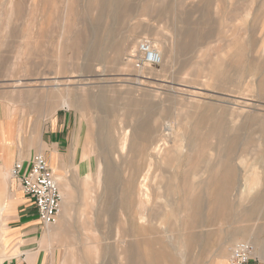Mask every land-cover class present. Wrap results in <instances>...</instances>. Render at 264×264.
<instances>
[{"label": "rangeland", "instance_id": "374dc122", "mask_svg": "<svg viewBox=\"0 0 264 264\" xmlns=\"http://www.w3.org/2000/svg\"><path fill=\"white\" fill-rule=\"evenodd\" d=\"M164 1L174 9L125 19L115 12L98 21L92 0H0V184L10 196L0 222V264H125L126 251L149 253L154 264H229L233 248L244 242L254 248L251 264H264V0H128L153 8ZM181 32L195 42L179 56L182 66L171 60ZM145 39L160 55L157 65L136 51ZM92 52L96 58L87 60ZM91 92L118 97L111 103L116 126L132 118L122 115L125 100L149 99L168 109L177 133L191 125L184 113L193 111L217 116L219 131L202 124L204 139L192 142L191 158L162 163L165 176L150 166L147 197L134 189L131 205L97 216L111 196L97 183L96 143L86 140L98 115L87 104ZM49 134L54 145L47 147L42 137ZM234 135L229 152L227 138ZM84 148L88 160L80 157ZM35 154L48 165L51 156L62 196L61 213L47 226L10 174L13 163L27 167ZM127 160L112 156L122 179L132 169ZM85 188L90 198L84 199ZM196 194L204 207L197 223L181 204ZM146 215L152 223L141 219ZM85 219L99 230L86 228Z\"/></svg>", "mask_w": 264, "mask_h": 264}, {"label": "bare ground", "instance_id": "6f19581e", "mask_svg": "<svg viewBox=\"0 0 264 264\" xmlns=\"http://www.w3.org/2000/svg\"><path fill=\"white\" fill-rule=\"evenodd\" d=\"M90 4H91V1H90ZM93 4L95 7L94 9H96L97 11L98 21L103 19V17L107 15H110V14L113 15V13L115 12L118 14L119 17H123L125 19V17H128V16L133 17L136 15H139L141 14V12L150 14L153 11H155L156 13L158 11H166L169 9L171 10L174 9V5L172 3L170 4L169 2H165V1L161 2L159 8H153L152 3L150 2L141 4V7H135V5H133L132 2H128V0H92V5ZM87 9L88 8H86V10ZM141 15H145V14H141ZM85 31H86L84 32L85 34L89 33L88 35H91V36H94V33L96 32V31L94 32L93 30L92 31L85 30ZM106 33H109V31H106ZM186 33L187 32L180 33L182 39L179 41L176 47V51L171 58V60H173V63H175L176 61H180L181 66L184 64V59L179 56H182V53L184 55L187 51L192 49V47L195 45V42L188 41L186 39ZM83 47L84 46H82L81 48ZM71 48L73 49V47ZM74 48L76 49V47ZM95 55L96 53L92 52L89 58L86 57V59L88 58L87 60H90V58H96ZM64 72L65 71H63V73ZM86 98L88 100L87 104L90 107L95 108L98 112V115L95 114L96 118L94 120V122L96 123L95 124L96 130L94 131V133L92 132V134L87 132L86 140L90 139L91 141V138H93V140L96 143L95 145L96 151L98 155L100 156V159L102 160L101 161L102 163L99 164V166H101L102 164V169L100 170L98 168L97 170V183L99 185L101 184V187L103 189L102 191L104 194H108L111 196V200H110L111 202L109 203V206L107 208H105L103 204V207L95 210V213L97 216L102 213L111 214L112 212L114 213V211L117 208L124 209L128 207L129 205H131L132 198L130 197V195L133 194L134 189L137 190L138 196L142 195V196L147 197L148 191H150L149 187L151 185L149 184L150 183L149 181H150V178L154 176L153 172L150 173V166L151 165L157 166L158 168H160L161 174L165 176L164 174L166 170L162 168L161 166L162 163L163 164L166 163L165 165H170L174 161L182 162L183 160L187 161L189 158H191L195 154L194 149L191 147L192 142L203 141L204 139L201 136L200 129H199V127L202 126V124L207 123L208 121V124H209L208 131L210 133L219 131L218 125L216 122L217 116H215L213 113L202 115L198 113L197 111L196 112L193 111V112L184 113L185 117L188 115H191V118L193 119L191 125H189V123H188L189 126H187V124L180 125V132L177 133V130H175V126L177 123L174 122V124H172L169 121L168 119L169 115L167 111L168 109L165 107L156 105L155 103H152L149 99L125 100L124 106L121 109L122 115L124 117L131 116L132 118L130 119L129 122L124 120L120 122L121 124L118 123V125L116 126V123L118 121H116L115 116L117 115L118 109L116 107L117 105L115 106L112 104L118 99L117 96L115 98H111V97L103 96L102 92H98L96 94H92L91 92V94L89 93ZM62 103L66 104L65 101H63ZM76 103H80V102H76ZM111 130L114 131V135L113 133H111ZM178 136H179L178 141L172 140L173 138L176 139L175 137H178ZM118 137H119V141L117 142L118 145H116L115 143ZM227 139L229 142L228 151L232 152L234 151V144L237 141V137L236 135H234ZM171 141L173 142L171 147L169 149L166 148L167 144ZM115 153L118 155L121 163H125L127 158L130 157L129 160L127 161L132 169L130 170V173L127 175L126 178H123V179L121 178L120 171H119L120 169L118 170L116 168L117 164L114 163L113 165L111 162L112 156ZM81 154L82 155L80 157H82L83 160L87 159L88 154L85 148L83 152H81ZM144 159H147L148 163H147L145 171L141 173L142 170L140 171V168H141V164ZM222 161L223 163L225 162L224 160ZM96 162H99V161H96ZM224 168L226 169V167ZM228 169L229 168H227V170L223 171L221 174H229L230 172L228 171H230V169L229 170ZM139 177H141L140 180H139ZM59 178H61V176ZM168 180L165 185L166 192L170 191L172 188V185L168 183L169 182ZM5 187H7V185ZM5 187L1 186L0 184V222H1V217H2V212L4 209L5 201L7 198L10 197L4 194ZM225 188H226L225 185H221L219 187L220 191L224 190ZM122 191L126 194V196H123V194L121 193ZM117 192H119V194ZM217 195L214 197V199L219 202L218 204H220L222 203V200L221 198L217 197ZM85 196L88 198L92 196L89 189L85 188L84 199H85ZM194 196L195 198L183 200L181 204L183 205V207L188 208L190 212V218L193 219L195 223H197L200 220L204 219V214L202 213V209L204 207L202 208L200 196L198 194ZM84 201L86 200H83V202ZM73 203H70V204H73ZM101 210H102V213H100ZM252 210H253V206L247 209L249 215L251 214ZM141 219L143 220L146 219L147 221H150L152 223L153 216L146 215V217H143ZM89 221L90 219H85V221L83 222L84 225H86V228H88L89 230H93L94 232H97L99 230V227H98L99 224L93 225ZM96 238H97V235H96ZM254 238L255 240L254 239L253 240L256 241L258 236ZM123 256H124L123 258H124L125 264H154L155 263V258H153L149 253H147V255H141L140 252L126 251L125 254H123ZM104 264H107V263H104Z\"/></svg>", "mask_w": 264, "mask_h": 264}, {"label": "built area", "instance_id": "2783aa9c", "mask_svg": "<svg viewBox=\"0 0 264 264\" xmlns=\"http://www.w3.org/2000/svg\"><path fill=\"white\" fill-rule=\"evenodd\" d=\"M136 51L147 65H157L160 55L148 40L138 42ZM17 180L22 194L35 207L37 217L45 226L56 222L61 213L62 196L56 175L42 154L33 155L27 167L15 162L10 169ZM254 248L249 243H240L230 253L229 264H248L252 260Z\"/></svg>", "mask_w": 264, "mask_h": 264}, {"label": "crops", "instance_id": "0c3cea01", "mask_svg": "<svg viewBox=\"0 0 264 264\" xmlns=\"http://www.w3.org/2000/svg\"><path fill=\"white\" fill-rule=\"evenodd\" d=\"M52 131V130H51ZM43 135H44V132H43ZM51 134H49V135H47V137L46 138H43L42 137V142L44 143V145L45 146H53L54 145V142L52 141V139H51V136H50ZM56 145V147H55V150H57V148H58V146H57V143L55 144ZM42 147V146H41ZM55 150H52V152L53 153H55ZM30 152V150L28 151V153ZM25 155H27V153H24ZM25 157L26 156H24V158H22V160L23 161H25L26 159H25ZM49 165L50 166H54V164H53V161H51V156L49 157ZM59 166H60V164H59ZM58 166V167H59ZM55 170V169H54ZM25 199H27L24 195H22ZM22 197V198H23ZM27 200H29V199H27ZM30 201V200H29ZM19 201L18 202H16L15 204H14V207H15V209L18 207V205H19ZM22 204V203H21ZM36 212V211H35ZM36 217H37V215H36ZM20 226H18V227H16V228H19ZM255 259H256V257H254V258H252V260L248 263V264H251V263H253L254 261H255ZM7 264H11V262H8Z\"/></svg>", "mask_w": 264, "mask_h": 264}]
</instances>
